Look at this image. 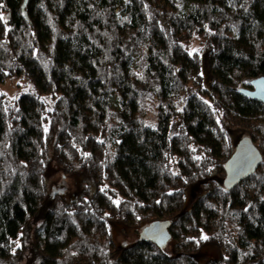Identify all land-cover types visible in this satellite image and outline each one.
Returning <instances> with one entry per match:
<instances>
[{
	"label": "trees",
	"instance_id": "obj_1",
	"mask_svg": "<svg viewBox=\"0 0 264 264\" xmlns=\"http://www.w3.org/2000/svg\"><path fill=\"white\" fill-rule=\"evenodd\" d=\"M0 16V84L30 83L0 90V264L32 222L36 264H264V105L239 92L264 77V0H0ZM246 136L260 165L225 188ZM51 161L85 175L73 200L48 193ZM155 219L164 248L114 240Z\"/></svg>",
	"mask_w": 264,
	"mask_h": 264
},
{
	"label": "water",
	"instance_id": "obj_2",
	"mask_svg": "<svg viewBox=\"0 0 264 264\" xmlns=\"http://www.w3.org/2000/svg\"><path fill=\"white\" fill-rule=\"evenodd\" d=\"M250 88L241 87L239 92L246 97L258 100L264 105V77L257 76L250 82ZM262 153L259 148L246 136L237 141L236 147L224 163L225 175L223 186L233 188L239 181L253 174L260 165ZM167 219H155L141 228L138 233L139 241H147L164 248L171 238Z\"/></svg>",
	"mask_w": 264,
	"mask_h": 264
},
{
	"label": "rangeland",
	"instance_id": "obj_3",
	"mask_svg": "<svg viewBox=\"0 0 264 264\" xmlns=\"http://www.w3.org/2000/svg\"><path fill=\"white\" fill-rule=\"evenodd\" d=\"M203 57H205V50H203ZM30 83L24 76L14 75L11 78H8L2 84H0V90L5 91L10 97H15L18 93L25 91L29 88ZM243 87H248L245 84ZM150 109L149 104L142 109V114H148V110ZM45 181L48 184V193L52 195V193H59L64 195V197L70 201L77 197V191L80 187V181L86 179L85 175L74 171L71 175H65L61 173L56 163L51 161L49 162L45 172ZM32 224L27 228V244L25 248V253L22 259L19 261V264H36L37 263V251L35 249L34 240L32 238ZM140 227H124V225L119 224L114 230L113 236L116 242H131L138 238V233L141 230ZM168 242L167 244H169ZM168 250L171 249V245H167ZM202 258L205 259L208 256H214L215 249L213 246L209 245L202 253Z\"/></svg>",
	"mask_w": 264,
	"mask_h": 264
},
{
	"label": "snow or ice",
	"instance_id": "obj_4",
	"mask_svg": "<svg viewBox=\"0 0 264 264\" xmlns=\"http://www.w3.org/2000/svg\"><path fill=\"white\" fill-rule=\"evenodd\" d=\"M0 19H3V17L2 16H0ZM193 52H195V51H197L196 49H193L192 50ZM191 54V53H190ZM45 131H47V128H45ZM114 203H119V201H114ZM159 203V202H158ZM204 239H207V237H203ZM17 247H19V244H17Z\"/></svg>",
	"mask_w": 264,
	"mask_h": 264
}]
</instances>
